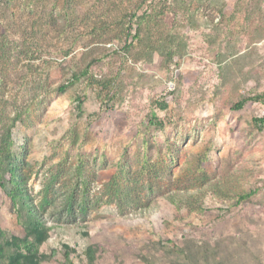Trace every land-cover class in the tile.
Here are the masks:
<instances>
[{
    "label": "rangeland",
    "instance_id": "1",
    "mask_svg": "<svg viewBox=\"0 0 264 264\" xmlns=\"http://www.w3.org/2000/svg\"><path fill=\"white\" fill-rule=\"evenodd\" d=\"M259 96L264 0H0V264H264Z\"/></svg>",
    "mask_w": 264,
    "mask_h": 264
},
{
    "label": "trees",
    "instance_id": "2",
    "mask_svg": "<svg viewBox=\"0 0 264 264\" xmlns=\"http://www.w3.org/2000/svg\"><path fill=\"white\" fill-rule=\"evenodd\" d=\"M85 75V72H81L77 75H73L72 80L68 84H72L74 81L78 80L80 77H83ZM65 89V86L62 87L60 90L63 91ZM258 101L264 100V96L257 97ZM246 101L241 100L238 101L234 107L233 110H241L244 106ZM253 122L257 125L258 129L264 128V118L261 117L259 119H254ZM8 174L11 179H14V183H12V190H11V200H19L22 205V210L25 212V215L27 219L32 223L33 227L36 229L43 230V225L39 220L38 213L36 210H34L31 206L26 203L28 197L22 191L20 190V182H18V176L16 174V170L14 166H10L8 169ZM3 176L0 175V186H2V178ZM81 186L85 187V181H81ZM84 193V188H83ZM252 195L251 194H245L238 198V202H244L247 201ZM43 203L47 204L46 196L43 197ZM63 211L66 213L67 216L72 217L75 215L76 212L80 213L82 216L86 215L87 213V207L85 205V199L84 194L81 196V200L76 203L75 199L73 197L67 196V198L64 201L63 204Z\"/></svg>",
    "mask_w": 264,
    "mask_h": 264
}]
</instances>
